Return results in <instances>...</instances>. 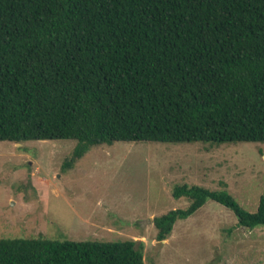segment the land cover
Returning a JSON list of instances; mask_svg holds the SVG:
<instances>
[{
  "label": "trees",
  "instance_id": "trees-1",
  "mask_svg": "<svg viewBox=\"0 0 264 264\" xmlns=\"http://www.w3.org/2000/svg\"><path fill=\"white\" fill-rule=\"evenodd\" d=\"M264 143V0H0V142ZM153 219L155 240L206 202L264 226L226 191ZM0 264H144L133 240L0 238Z\"/></svg>",
  "mask_w": 264,
  "mask_h": 264
},
{
  "label": "rangeland",
  "instance_id": "rangeland-1",
  "mask_svg": "<svg viewBox=\"0 0 264 264\" xmlns=\"http://www.w3.org/2000/svg\"><path fill=\"white\" fill-rule=\"evenodd\" d=\"M73 140L0 142V238L143 244L144 264H264V226H238L208 201L155 240L153 219L188 201L171 188L225 186L254 212L264 188V143L100 145L72 161Z\"/></svg>",
  "mask_w": 264,
  "mask_h": 264
},
{
  "label": "water",
  "instance_id": "water-1",
  "mask_svg": "<svg viewBox=\"0 0 264 264\" xmlns=\"http://www.w3.org/2000/svg\"><path fill=\"white\" fill-rule=\"evenodd\" d=\"M17 146H19L20 144H16Z\"/></svg>",
  "mask_w": 264,
  "mask_h": 264
}]
</instances>
